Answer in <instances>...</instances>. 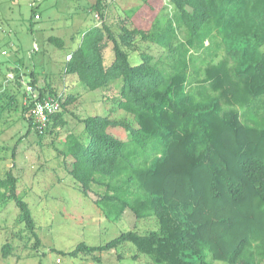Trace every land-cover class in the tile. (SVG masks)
<instances>
[{
    "label": "trees",
    "instance_id": "1",
    "mask_svg": "<svg viewBox=\"0 0 264 264\" xmlns=\"http://www.w3.org/2000/svg\"><path fill=\"white\" fill-rule=\"evenodd\" d=\"M102 1L91 7L98 23L83 32L64 70L90 90L121 79L117 107L135 123L111 114L79 117L83 129L68 130L56 157L109 220L129 209L156 226L60 252L74 257L131 242L152 264H264V0H168L171 16L164 5L150 27L124 20L117 30ZM140 8L127 10L126 19ZM48 41L65 47L62 37ZM139 42L156 44L165 55L156 60L139 51ZM110 44L114 57L106 64ZM36 82L30 81L37 89ZM63 94L39 90L36 100L53 95L62 107L44 133L58 135L68 125L65 114L77 94ZM15 97L7 94L0 114L12 109ZM34 101H24L22 116L42 137L29 115ZM115 127L128 138L115 136ZM18 186L12 170L0 177V209L15 202L37 249L35 220ZM12 251L10 241L0 242L4 257Z\"/></svg>",
    "mask_w": 264,
    "mask_h": 264
},
{
    "label": "rangeland",
    "instance_id": "2",
    "mask_svg": "<svg viewBox=\"0 0 264 264\" xmlns=\"http://www.w3.org/2000/svg\"><path fill=\"white\" fill-rule=\"evenodd\" d=\"M32 2L38 5L35 11L41 12V18L35 17ZM105 3V17L116 30L124 20L130 26L150 27L152 15L164 5L167 10L163 11L168 12L169 16L174 11L168 0H149V5L141 0H105ZM91 4V0H0L1 22L7 25L9 23L19 30L15 40L21 68L25 67L24 71L27 68L34 70L45 82L63 87L64 80H60L64 77L62 63L74 42L68 36L97 20L90 10ZM140 5V10L135 14L138 16L126 19L127 10ZM52 34L68 40L64 48L48 42L47 37ZM35 38L37 44L34 43ZM111 45L105 50L106 64L114 57ZM139 45V51L152 53L156 60L165 55L163 48L156 44L139 42ZM138 54H133L132 63L139 61ZM8 65L6 59L0 61L1 83L5 78L11 79L6 75ZM73 75L78 77L77 74H69L66 90L63 91L64 98L68 94H77V98L68 105L70 112L65 114L68 125L61 128L58 135L44 133L41 137L34 129H29L28 120L22 116V105L30 97V93L26 92L30 75L24 76L21 84H14V80L8 82L5 90L0 85L1 103H6L8 93L16 96L12 109L0 114V177L12 170L19 178L18 193L31 209L35 230L41 240V244L35 249L36 239L19 219L15 202H8L0 209V242L3 244L10 241L13 251L7 257L0 252V264H152L149 257L140 254L131 242L110 251L91 254L80 252L74 257L60 252L72 251L82 242L91 246L100 245L123 231L135 229L146 232L156 226L153 219L137 220L129 209L120 219L109 220L100 206L76 188L78 182L59 164L56 147H62L69 129L77 132L83 129L79 117L111 114L112 117L126 118L135 123L132 115L117 107L121 79L115 80L107 89L90 90L81 83L76 86ZM58 91L61 92L60 89ZM111 131L123 140L128 138L127 131L121 127H115ZM13 150L15 157H12ZM94 257H98L99 261ZM214 264L225 263L216 261Z\"/></svg>",
    "mask_w": 264,
    "mask_h": 264
},
{
    "label": "crops",
    "instance_id": "3",
    "mask_svg": "<svg viewBox=\"0 0 264 264\" xmlns=\"http://www.w3.org/2000/svg\"><path fill=\"white\" fill-rule=\"evenodd\" d=\"M97 2V0H91V5H90V10H91V12L92 13H94V15H95V12H93L92 11V9H91V7H92V5L93 4H95ZM102 3H103V5H104V7H105V0H103L102 1ZM36 6H38L37 4H36ZM106 10V9H105ZM36 13H38L39 14V16H40V18L42 17V14H41V12L40 11H37L36 10V12H35V14ZM136 16H138V15H135L134 14V16L131 18V19H133L134 17H136ZM125 19V17H123V20ZM106 20H107V18H106ZM2 20H1V18H0V22H1ZM108 22V21H107ZM98 22H97V20L95 19V21H94V23L93 24H88V26H85L84 28H83V30H79V31H74V32H72L68 37H70L71 39H72V41H74L73 43H72V45H71V47L72 48H70L71 50H70V52L74 49V48H76L78 45H79V43H80V41H81V35L83 34V32H85L86 31V29H88L87 27H91V26H93L94 24H97ZM109 23V22H108ZM2 24H4L3 22H2ZM5 26V28H6V32L5 33H2L1 31H0V37L3 39V43H4V45L6 46V47H8V49L10 50V54H9V56L8 57H6L5 59L7 60V62H9V65H8V72H7V76L8 77H10L11 75H14L15 76V78H11V79H9V80H5L4 79V81L1 83L0 82V85L2 84L3 85V88L4 87H8V85H6L8 82H12L13 80H14V84H21V81H23V79H24V76H26V75H30V80H28V82H30L31 80L32 81H37L36 82V87H37V91L39 92V90L41 89V88H46V87H54L55 89H60L61 90V92L60 93H64L63 91L64 90H66V87H67V84L68 83H66L67 82V80H68V77H69V74H66L65 73V70H64V66H65V61H66V59H68L70 56H71V54L69 53L65 58V61H64V63H62V73H63V75H64V77H62V79L60 78V80L61 81H63L64 83H65V85L62 87V86H59V85H53V84H49L48 82H45L43 79H40L39 77H38V75H36V73H35V71L34 70H31V69H29V68H27L25 71L23 70V68H25V67H23V68H21V63H20V60H19V56H18V54H17V51H18V44L16 43V37L18 36V33H19V30L16 28V27H14V26H12L11 24H9L8 23V25L7 24H4ZM87 25V24H86ZM42 30L44 29V28H41ZM54 30V29H53ZM53 35V34H52ZM51 35H49L48 37H47V40H48V38L50 37ZM65 40V39H64ZM49 42V41H48ZM67 42H68V40L66 41L65 40V45L67 44ZM34 43H36L37 44V42H36V38L34 39ZM69 56V57H68ZM105 60H106V55H105ZM6 76V77H7ZM73 79H75L76 80V82H77V84H76V86H78V84H80L81 82H80V80H79V77H75L74 75H73V77H72ZM4 82H6L5 84H4ZM10 82V83H11ZM27 82V83H28ZM76 86H71V88H74V87H76ZM60 87H62V88H60ZM64 95V94H63Z\"/></svg>",
    "mask_w": 264,
    "mask_h": 264
},
{
    "label": "built area",
    "instance_id": "4",
    "mask_svg": "<svg viewBox=\"0 0 264 264\" xmlns=\"http://www.w3.org/2000/svg\"><path fill=\"white\" fill-rule=\"evenodd\" d=\"M31 6L35 8L36 3L32 2ZM95 16L96 18H99L98 14H95ZM35 17L39 18L40 16L38 13H36ZM0 31L2 33L6 32V28L2 22H0ZM9 54L10 50L4 45L3 39L0 37V61L8 57ZM10 78H15V76L11 75ZM26 92L30 93V97H27L25 102L28 101L29 98L35 100L33 106L30 108L29 115L34 122L36 129L40 133H44L51 116L62 109L61 102L56 96L53 95H49L42 100H36L39 92L30 82H28L26 85Z\"/></svg>",
    "mask_w": 264,
    "mask_h": 264
}]
</instances>
